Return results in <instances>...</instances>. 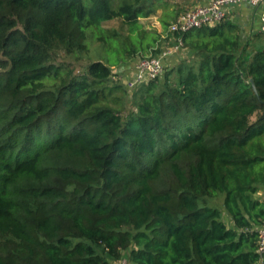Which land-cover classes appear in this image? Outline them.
I'll use <instances>...</instances> for the list:
<instances>
[{"label":"trees","instance_id":"16d2710c","mask_svg":"<svg viewBox=\"0 0 264 264\" xmlns=\"http://www.w3.org/2000/svg\"><path fill=\"white\" fill-rule=\"evenodd\" d=\"M160 7L166 30L167 0H0V264H264V47L171 34L186 57L126 110L112 76L161 53Z\"/></svg>","mask_w":264,"mask_h":264},{"label":"built area","instance_id":"2783aa9c","mask_svg":"<svg viewBox=\"0 0 264 264\" xmlns=\"http://www.w3.org/2000/svg\"><path fill=\"white\" fill-rule=\"evenodd\" d=\"M249 4L260 11V31L264 34V0H210L204 5H198L181 12L170 24V34H185L193 29L205 26L213 27L227 20L229 9L233 5ZM172 44L165 46L157 56L139 58L135 64L125 70H117L113 74L114 81H122L129 94L135 92L141 85L161 78L167 68V60L171 57L184 58L187 50L182 39H174ZM258 252L264 256V222L259 229ZM116 264H127L122 260Z\"/></svg>","mask_w":264,"mask_h":264},{"label":"rangeland","instance_id":"374dc122","mask_svg":"<svg viewBox=\"0 0 264 264\" xmlns=\"http://www.w3.org/2000/svg\"><path fill=\"white\" fill-rule=\"evenodd\" d=\"M168 4H169V11L172 13H175V17L177 15H179L181 12L190 9L193 6V0H167ZM163 8H159L157 13L152 15V19L149 20H145L144 18L141 19L142 23L144 25H147L151 28H153L154 30H157L155 25H157V21H161V18L163 17ZM153 16H156L153 17ZM167 20L169 22V25L171 22L174 21V18H171L170 14L167 16ZM162 25V24H160ZM168 25V26H169ZM103 26L107 29V30H118L123 34H126L128 32V28L127 26H124L121 24V22L119 20H112V21H108L103 23ZM162 28V41L160 43L161 48L164 49L165 46H168L172 43V38H170V32L168 31V28L166 30H164L163 26H161ZM103 49L102 45L100 44V42L93 40L92 38H90L89 40V51L88 52H84L81 54V56L77 59L73 56H67L65 55L63 52L58 53L57 56V62L59 65L62 66V68L65 71L66 75H69L70 72H72V75H83L86 71V67L91 63V61L99 58L103 53V51L101 50ZM180 60V59H179ZM179 60H176L170 64L169 68H174L175 66H177L179 64ZM136 59L129 64L128 66L135 64ZM162 80V79H161ZM129 94V92H128ZM132 94H134V92H132L131 94L128 95V99L127 101H125V106H126V110H132L134 109V103H133V99H132ZM259 196L263 197L264 196V191H261L259 194ZM113 264H116V262H113Z\"/></svg>","mask_w":264,"mask_h":264},{"label":"crops","instance_id":"0c3cea01","mask_svg":"<svg viewBox=\"0 0 264 264\" xmlns=\"http://www.w3.org/2000/svg\"><path fill=\"white\" fill-rule=\"evenodd\" d=\"M210 0H193V6L204 5L208 3ZM191 7V8H192ZM152 16L148 18H144L145 20L152 19ZM156 18V16H153ZM227 21L234 23L239 26L241 35L245 40L250 41L252 46H256L259 48L264 47V34L262 35L260 31V11L259 8H254L249 4H237L233 5L229 9V14L227 17ZM161 21H157V25H155L157 31L162 34V28L160 25ZM147 26V25H146ZM149 28L150 25L148 26ZM163 36V34H162ZM257 36H261L262 39L258 40ZM171 43V42H170ZM180 58L171 57L167 60V63H172ZM126 67H122L120 70H125Z\"/></svg>","mask_w":264,"mask_h":264},{"label":"water","instance_id":"95a60500","mask_svg":"<svg viewBox=\"0 0 264 264\" xmlns=\"http://www.w3.org/2000/svg\"><path fill=\"white\" fill-rule=\"evenodd\" d=\"M250 82H251V84H252L253 90H254V91L256 92V94H257V88H256V84H255L254 80H251Z\"/></svg>","mask_w":264,"mask_h":264}]
</instances>
